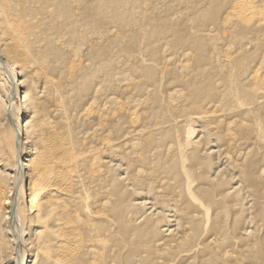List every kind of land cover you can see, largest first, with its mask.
<instances>
[{"label": "bare ground", "instance_id": "bare-ground-1", "mask_svg": "<svg viewBox=\"0 0 264 264\" xmlns=\"http://www.w3.org/2000/svg\"><path fill=\"white\" fill-rule=\"evenodd\" d=\"M148 2L0 0V264L264 259V0H178L205 40L179 64L159 46L194 37ZM249 35L212 76L220 44ZM120 52L140 54L137 78Z\"/></svg>", "mask_w": 264, "mask_h": 264}, {"label": "rangeland", "instance_id": "rangeland-1", "mask_svg": "<svg viewBox=\"0 0 264 264\" xmlns=\"http://www.w3.org/2000/svg\"><path fill=\"white\" fill-rule=\"evenodd\" d=\"M92 1H96V0H92ZM104 1H113V0H104ZM104 5H106V4H104ZM135 6L139 7L138 5H135ZM201 7H205V6H203V4H201ZM152 8L160 10V12L157 13L158 16L160 14L159 17H161V16L163 17V15H168V17H170L171 19L179 18L180 20H182L180 22V25L184 24V30L187 33H191L192 36L194 37V35H195L194 28H196L199 25L200 20L196 19L195 15L192 12H188L186 10H183V12H184L183 15L184 16L182 17V15L180 14V13H182V11L179 9L178 0H149L148 3L142 4L143 12H145L146 10H150ZM129 13L127 14L128 16L126 15V19L125 20H130V18H133V17L137 16L135 11H130ZM139 23L140 22L137 21L135 26L131 27L129 29V31L130 30L136 31V29H137L136 27L139 26ZM114 26H117V24L116 23L113 24L107 30L113 28ZM202 29L204 30V31H202L203 35H207L211 31L216 30V28H214L212 26L204 27ZM104 34L109 35V32L108 31H104ZM110 35H111V32H110ZM199 41H205V40H203V38H201V37H200L199 40H197L194 37V45H191L190 42H189V39H185L183 41H180L177 46L175 45V47H176L175 49L173 48V46L168 45L166 42H163L159 46V49H160L161 53L167 54L171 59H174L179 64V63H183L186 60L187 55L192 54V53H190V50H194V48L197 47ZM108 44L109 45L112 44V40H109ZM151 44H154V42L152 41ZM254 46H255V38L253 36H250V35L247 36L246 38H243V37L238 38L237 40L236 39H232V40L226 39V41L224 43L220 44V47H219L220 50L218 49V50H216L214 52V53H216V57H215V60H211V61H214L213 65H212V67H213L212 76H213V73L215 71L226 72V69H228L230 67V62H232L234 60H238L237 57H235L236 55H241V54L246 55V56L242 57V60H247L249 58V56L251 55ZM183 48L185 49V51H184L185 53L183 52V50H184ZM181 52H183L184 54L181 53ZM139 55L136 54V53H133L132 57H131L127 53H123V52L121 53L120 52V53H115V55L110 57V58L113 59V60H116L117 66H121V65L124 64V66H125V68L127 70L125 74H127L128 76H130L132 78H137L140 75V72L139 71H135V70H130L129 66H131L133 64L134 68L138 69L135 66V62L138 60V58H141ZM228 55H231L233 57V59L230 62L225 61ZM142 58H144V57H142ZM212 59H214V58L212 57ZM175 61H174V63H175ZM260 62H261V60H260ZM260 62H259V60L258 61H254V62L252 61L251 64H250V68L242 69L239 72V76L241 77V79H243V78L245 79L246 77H250L251 74H253L255 71H257L260 68H263L261 66L262 62H261V64H260ZM127 63H129V65L126 66L125 64H127ZM223 65L226 67L225 69H224ZM263 70H264V68H263ZM201 82L202 81H200L199 83H201ZM250 84H252V82H248L247 83V85H250ZM112 92H110V93H112ZM17 105L19 106V103ZM180 113L177 114L176 116L177 117L180 116ZM23 119H24V116L21 117V120H23ZM187 121L190 122L189 119H187ZM196 125H197V123H196ZM196 125H192V126L196 127ZM144 126H146V125H144ZM204 146L205 145L199 146V148L201 147L200 149L204 150L206 148ZM231 182H230L229 185H225V187H226L225 190H228L230 188V186L233 184V182L232 183ZM239 196L236 199L237 202H238V200L240 201V200L243 199L241 197H243L244 194H239ZM243 202L246 204L247 200H245ZM248 205L249 204L247 203L246 206H248ZM259 205L260 206H257L256 211H254L253 216H252V218L254 220V224H253L254 225V229H255L256 232L259 233V234H257V238H255L253 243L260 242V240H262L263 242H261L259 244L262 247V249H264V195L262 196V198H260ZM240 208H242V207L239 206V209ZM219 216H220V219L223 222H226V225H225V226H227L226 228L228 230H230V231H233L231 224H232V221L234 220V215H232L230 213L228 214L227 212H225L223 210L219 214ZM236 219H238L239 224L241 226V229H239V230H242L243 227H244V225H242L244 216L243 217L238 216ZM241 220H242V223H241ZM261 229H262L263 233L261 232ZM28 234L26 235V238L29 237ZM234 261L235 260L228 261L227 264H264V259H260L256 263H254L252 261H248V262L247 261H243L244 263L242 261H240V262H234ZM184 263L188 264L189 262H188V260H184V262L181 263V264H184Z\"/></svg>", "mask_w": 264, "mask_h": 264}]
</instances>
